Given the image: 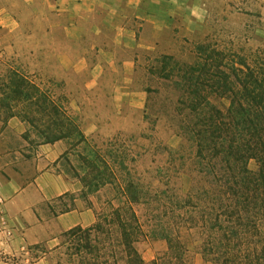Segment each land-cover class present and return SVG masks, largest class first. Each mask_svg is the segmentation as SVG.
Returning a JSON list of instances; mask_svg holds the SVG:
<instances>
[{"label": "trees", "instance_id": "trees-1", "mask_svg": "<svg viewBox=\"0 0 264 264\" xmlns=\"http://www.w3.org/2000/svg\"><path fill=\"white\" fill-rule=\"evenodd\" d=\"M195 50L193 64L161 55L149 68L179 91L178 111L196 146L192 186L186 198L173 196L181 218L176 228L163 220L168 207L162 192L145 191L118 155L109 154L111 163L105 160L62 99L19 70L0 76V123L20 119L29 128L28 141H66L69 152L63 159L82 183L85 198L106 186L114 190L106 211L97 210L93 228L66 234L77 242L73 256L83 260L90 254L93 264H146L137 245L162 239L172 259L187 264L182 231L196 230L204 237L203 255L210 262L264 264V63L252 64L211 43ZM72 152L84 176L72 166ZM118 168L127 179L119 177ZM139 206L148 210V221L139 216Z\"/></svg>", "mask_w": 264, "mask_h": 264}, {"label": "rangeland", "instance_id": "rangeland-1", "mask_svg": "<svg viewBox=\"0 0 264 264\" xmlns=\"http://www.w3.org/2000/svg\"><path fill=\"white\" fill-rule=\"evenodd\" d=\"M173 2L176 4L173 9L169 5L155 8L158 18L171 15L170 27L155 51L138 52L137 45L132 43H123L124 46L122 38L99 28L101 24L109 25V22H84L82 51L88 65L84 66L80 77L70 78V84L45 71L42 60L34 59L27 52L28 48L42 41L43 23L33 26V22L22 20L6 29L0 25V76L6 75L10 69L29 76L41 88L63 100L70 113L77 118L81 129L85 119H100V127L96 126L85 135L91 141V146L110 163L112 159L109 154L118 155L119 162L125 163L135 180L143 184L145 191L162 192L168 207V215L163 220L176 228L181 218L173 203V196L186 198L192 186L196 174V146L185 130L184 116L178 111L179 91L173 82L151 75L149 68L161 55L193 64L196 61V46L206 43L217 45L227 54L234 52L247 57L252 64L264 63V0ZM167 9L166 15L164 10ZM161 21L156 20V26L159 27ZM32 29L40 35L33 37ZM138 37L139 34L133 39L137 40ZM128 58H131L130 61ZM120 72L122 77L118 75ZM114 97H117V101ZM114 107L121 109L120 116L104 111V108L108 110ZM104 112L106 115L102 116ZM2 128L4 125L0 123V131ZM30 140L39 142L35 137ZM69 160L76 173L84 176L76 152L69 155ZM62 169L75 179V172L71 171L65 160L62 161ZM250 169L255 171L257 164L252 162ZM117 172L121 179H127L125 170L118 168ZM114 194L113 188L106 186L98 194L88 197L93 198L98 212H105L106 202ZM165 196L168 198L165 199ZM136 210L143 220L148 221L145 207L139 206ZM1 230L0 264L8 260L13 262L14 259L4 253ZM203 238L196 230L182 231L187 264H214L203 255ZM137 248L146 264H178L162 239L142 240ZM76 249V240L66 238L62 249L52 256V264H93L90 254H84L83 260L82 256H73Z\"/></svg>", "mask_w": 264, "mask_h": 264}, {"label": "crops", "instance_id": "crops-1", "mask_svg": "<svg viewBox=\"0 0 264 264\" xmlns=\"http://www.w3.org/2000/svg\"><path fill=\"white\" fill-rule=\"evenodd\" d=\"M174 4L173 0H0V25L6 29L22 20L33 26L43 23L42 41L27 52L42 60L45 71L70 84V78L80 77L88 65L82 51L84 22H109L99 28L145 53L158 49L170 27L168 9L164 10L167 16L158 18L155 8L169 5L173 9ZM158 19L162 20L159 27ZM32 31L33 37L40 35ZM138 34L139 39L134 40ZM118 75L122 77L121 72ZM113 99L117 101V97ZM104 111L122 114L116 107ZM90 119L82 126L85 135L102 124L100 119ZM28 130L24 122L12 118L0 131V228L10 236L9 240L1 238L4 253L14 259L2 264H52L66 234L89 230L97 222L93 198H85L82 183L62 169L68 143H33L26 139Z\"/></svg>", "mask_w": 264, "mask_h": 264}, {"label": "built area", "instance_id": "built-area-1", "mask_svg": "<svg viewBox=\"0 0 264 264\" xmlns=\"http://www.w3.org/2000/svg\"><path fill=\"white\" fill-rule=\"evenodd\" d=\"M2 206H3V202L0 200V216H1V213H2ZM3 232H4V234L2 236L3 240H9V238H10L9 234L6 233L4 229L1 230V233H3Z\"/></svg>", "mask_w": 264, "mask_h": 264}]
</instances>
